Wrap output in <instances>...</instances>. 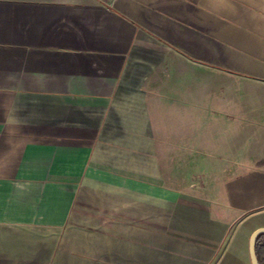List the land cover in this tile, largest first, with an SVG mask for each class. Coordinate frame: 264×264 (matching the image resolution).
<instances>
[{
	"label": "crops",
	"instance_id": "obj_1",
	"mask_svg": "<svg viewBox=\"0 0 264 264\" xmlns=\"http://www.w3.org/2000/svg\"><path fill=\"white\" fill-rule=\"evenodd\" d=\"M261 228L264 0H0V264H253Z\"/></svg>",
	"mask_w": 264,
	"mask_h": 264
},
{
	"label": "water",
	"instance_id": "obj_2",
	"mask_svg": "<svg viewBox=\"0 0 264 264\" xmlns=\"http://www.w3.org/2000/svg\"><path fill=\"white\" fill-rule=\"evenodd\" d=\"M263 231H264V228H261V229L255 231L251 237L250 252H251L253 264H259V260H258L257 254H256V239H257V235Z\"/></svg>",
	"mask_w": 264,
	"mask_h": 264
},
{
	"label": "rangeland",
	"instance_id": "obj_3",
	"mask_svg": "<svg viewBox=\"0 0 264 264\" xmlns=\"http://www.w3.org/2000/svg\"><path fill=\"white\" fill-rule=\"evenodd\" d=\"M202 131V130H201ZM207 137V133L202 131V132H199L198 133V142L200 143H203V141L206 139Z\"/></svg>",
	"mask_w": 264,
	"mask_h": 264
}]
</instances>
